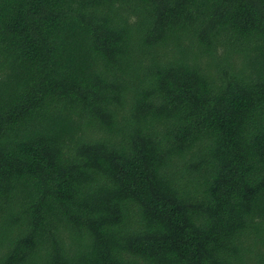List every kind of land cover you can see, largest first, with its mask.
<instances>
[{"label":"trees","instance_id":"obj_1","mask_svg":"<svg viewBox=\"0 0 264 264\" xmlns=\"http://www.w3.org/2000/svg\"><path fill=\"white\" fill-rule=\"evenodd\" d=\"M0 264H264V0H0Z\"/></svg>","mask_w":264,"mask_h":264}]
</instances>
